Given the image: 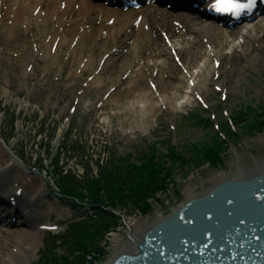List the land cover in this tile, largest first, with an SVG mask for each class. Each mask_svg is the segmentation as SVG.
Listing matches in <instances>:
<instances>
[{
    "label": "rangeland",
    "instance_id": "374dc122",
    "mask_svg": "<svg viewBox=\"0 0 264 264\" xmlns=\"http://www.w3.org/2000/svg\"><path fill=\"white\" fill-rule=\"evenodd\" d=\"M2 13H0V103L3 112L0 115V144L2 141L6 142L23 161H18L19 166L13 169H8L7 165L5 174L1 173L0 185H3L2 188H11L14 179L19 178L28 182L30 177L37 174L43 178L44 181H40L39 194L43 196L47 192L43 186L44 182L47 183L50 192L49 197H42L43 213L46 212L44 215L47 217L50 208L56 213L50 223H54L58 218L64 219L63 222H59L61 228H56L57 231L53 233H60L58 231L62 229L59 235H64L66 231L64 233L63 231L68 224L82 215L92 213L88 208L79 205L71 207L72 200L69 198L62 197L61 202L57 200L56 187L53 186V181H49V176L58 168L54 165L55 162L59 165L66 162L67 167L80 173H83V164L89 165L97 172L98 165L106 160L107 155L116 157L118 155L125 160L136 162L153 142L166 139H171L181 151L188 154L191 143H201L212 136L211 129L207 130L204 124H198L194 119L184 120L190 113L212 117L215 124L217 122L221 124L229 114L233 115L243 104L253 105L255 109L264 105V63L257 59L260 54L258 53V56L257 51L252 48L255 44L253 36L250 38L245 36L244 44L237 39L239 44L232 41L228 46L218 44L197 51L208 57L209 53L216 50L226 57L227 63L229 61L227 56H232V46L241 45L242 47H237V53H250L249 55H254L251 58L253 61L245 65L244 61L235 58L238 65L232 74L229 73L231 65L228 67L221 64L216 69L218 72L215 68L212 71L213 57H209L206 63L208 68L202 62L201 67H193L194 76L186 77L185 70L191 69L189 58L187 61L180 59L185 70L182 68L174 76L166 74L164 78V83L170 80L174 85L171 91L180 94L178 106H169L164 99L163 104L158 102L153 111L142 116L140 113L137 114L136 107L132 105L131 96L123 93L117 95L121 84L116 85L111 81L115 80L114 77L117 75L125 78L134 70L141 73L143 70L141 67L145 63L152 66L156 61L153 60L155 57L142 59L140 63H134L135 66H132L129 64V46L124 47L120 54L117 50H112V46H104L99 50L97 49L99 45L95 44L101 45L102 38L97 37L92 44L90 43L91 45L87 46V42L83 47L78 42L81 28L72 35L66 31L68 36L65 35L61 40V36L54 38L55 29H58L54 21L46 28L29 22L13 28L15 22L12 14L4 18ZM263 18L264 16L253 23L260 22L264 26ZM187 32L189 36L197 34L194 30ZM257 36L264 37V27ZM157 41L160 42L157 45L159 49H163L157 60L171 62L173 57L169 50L162 46L160 40ZM180 44L188 45L183 41ZM95 47L96 50L93 52ZM114 47L116 48V45ZM79 52L81 59L77 58ZM91 54L96 57V61L93 65H86ZM168 55L170 59H167ZM124 66H127L126 73L123 71ZM217 74L219 77H216ZM97 75L101 78L98 83ZM211 78L214 80L210 84L203 83V80L211 81ZM190 80L194 86L189 84ZM219 80H224L228 84L225 100L222 99L223 93L214 89L215 83H220ZM203 87L209 89L208 97L204 98L206 107L193 95L195 91L200 93ZM13 119H16L14 127L10 122ZM67 119L70 121L63 130L62 126ZM238 128L235 127L240 133L239 144L231 145L230 151L222 153L223 163L217 165L206 163L191 169L187 164L173 163L172 158H167L165 165L172 170L173 178V181L169 182V190L164 194L159 193V201H153L151 211L145 215L130 213L131 207L117 210L115 214L119 216L114 217L118 221V226L114 225L115 228L109 233L104 249L92 264L109 263L120 248L129 243L132 245L129 234L131 230L141 232L143 225L171 215L190 195L206 192L222 175H243L256 166L264 167V161H260L264 158V130L248 133ZM56 129L57 136L55 140H51ZM12 135L15 136L11 138ZM66 136L70 138V145L66 142ZM73 141H79L78 145H71ZM80 144L83 146L82 149H78ZM164 145L162 144L163 149ZM72 147H75V150L68 151ZM0 149L2 150L1 147ZM48 151L52 152L51 159H47ZM58 152L62 153L58 155ZM71 156L73 157L70 159ZM34 165L45 170L30 171ZM35 190L36 185H30L29 189L25 190L24 195L29 203H32ZM17 227L21 226L7 228L4 236L0 233V240L3 243L8 242L11 246L15 244L21 236L17 234L15 236L10 231ZM49 232L44 229L38 230L36 241L28 247L25 246V253H20L17 249L8 250L7 246L1 247L0 264L37 263L46 248ZM51 244L53 243L50 242L49 245ZM58 251L66 253L68 248L59 245Z\"/></svg>",
    "mask_w": 264,
    "mask_h": 264
},
{
    "label": "bare ground",
    "instance_id": "6f19581e",
    "mask_svg": "<svg viewBox=\"0 0 264 264\" xmlns=\"http://www.w3.org/2000/svg\"><path fill=\"white\" fill-rule=\"evenodd\" d=\"M188 1L190 0H175L177 4ZM0 5L2 7L0 13L3 12L2 14L4 18L12 14L15 22L12 25L13 28H17L25 22L34 25L38 24L40 28H46L54 21L58 26V29H55L54 38L61 36L62 40L65 35L68 36L66 31L72 35L78 28H81L82 31L78 34V42L80 45H83V47L87 42V46L91 45L97 37H100V39L102 38L101 45L98 43L95 44L99 45V48H97L99 50L104 48V46L110 47L111 45H116V48L119 49L121 46H124V44L129 46V64L132 66H135L137 62L140 63V60L142 59L155 57L153 60L156 61L152 66L145 63L141 67L143 69L141 73L134 70L131 71L126 78L117 75L114 77L115 80L111 81V79H109L112 83H116V85L119 83L121 84V88L117 90V95L120 96L123 93V95L131 96L132 105L136 107L137 114L140 113L142 116L153 111L155 105L158 102L163 103L164 99L169 106H176L178 104L177 101H180V94L174 93L173 90L171 91V87L174 85H172L170 80L164 83L166 74L174 76L180 72L179 65L174 60L171 62H165L164 60L159 62L157 60L158 57H160L161 52H163V49H159V46H157L160 43L157 40L163 42V39L167 38L169 44H164L163 46H169L170 52L172 48H175V54L181 55V58L184 60L189 58L188 62L191 69L185 71L186 74L184 76L186 77L194 76L193 67H201L200 65L202 62H204L205 66L208 68L209 66L206 63L209 57L218 56V59H220V61H218L219 66H221V64L228 67L231 65L229 72L231 74L233 73L235 66L238 65V61H236L235 58L244 61L245 65L253 61L251 58L254 55H249L250 53L238 54V51H236L238 50L237 47L242 46L237 45V47H234L235 44L231 48L232 56H227L229 59L227 63L225 61L226 57L216 52V50L210 53L208 57H204L197 52L204 47L206 49V46H218V44L228 46L231 45L230 43L232 41H236V44H239L237 39H239L240 43L244 44L245 36L247 38L253 36L255 44L252 45V48L257 51L258 56L260 54L258 58L255 57L260 62L264 63V37L257 36V33L262 31L264 27L260 22L242 24L238 27L234 25L233 27H229L205 20L202 16L192 12L184 11L174 13L168 9L160 8L155 5L144 6L140 11H123L116 7H109L103 2H96L94 0H0ZM137 16H139L140 19H137ZM188 30H194L197 34L189 36V34H187ZM206 34H208V36ZM95 35L97 36L93 39ZM205 36H207V38L204 39L203 37ZM64 41H66V38ZM182 41L188 45H181L180 43ZM77 46H79V44H77ZM108 49L109 48H107V50ZM95 50L96 47L93 49V52ZM166 57L167 59H170L169 55ZM77 58L81 59L80 52L78 53ZM95 58L96 57L91 54L86 65H93L96 61ZM129 64L127 65L128 68H130ZM127 66H124V73H126L125 69ZM103 68L104 67L101 69ZM86 70L87 69H85V71ZM213 70L214 67L212 66V71ZM96 80L98 83L101 78L97 75ZM210 80L211 81L203 80V83L210 84L214 78H211ZM199 82L201 83L202 81ZM219 82L221 84H217L218 82L215 84L221 86V88L227 92L228 84L225 83L224 80H219ZM200 91V94L204 98L208 97L209 89L207 87H203ZM4 145L5 144L1 143L2 150L0 149V167L5 168L8 163L16 165V159L12 155L13 153ZM260 161H264V158ZM258 168L259 167L256 166L249 169L243 175H222L209 190L204 193H194L190 195L177 210L188 206L192 202L206 200L209 195L219 196V194L217 195L215 193V190L219 187L237 188V191H241L243 186L248 189L249 184H251L252 188L260 186L264 187V167L262 166L259 169ZM40 181V176L36 175L30 179V182L23 183V185L25 189H29L30 185L35 186ZM44 185L47 187L46 184ZM47 195L48 192L43 194V196ZM15 199H18L20 201L19 203H21V201L28 202L26 196H21L20 198V196L16 194ZM40 200V196H36L33 199L32 205H28L32 206L31 208H33V210L40 212V207H38ZM28 205L23 203V207H28ZM173 215L174 213L153 221L150 224L143 225L140 229L142 230L141 232H134L131 230V232H129L131 236L130 241L132 242L133 240L135 244L129 245V243L125 247L120 248L119 251L111 257L107 264H151V262H148L151 260L148 259V257L152 256V254L148 252L149 238L151 234L154 233V229L163 230L162 228L168 221L172 220ZM11 218L12 216L8 221H12ZM21 220L22 223L18 224V226L21 225V227H17V229L10 231L11 234H14L15 236L17 234L21 236V238L16 240L15 244L12 246L8 244V242L3 243L0 240V248L7 246L8 250L17 249L20 253H25V246L28 247L36 241V236H38L36 228H39V225L42 223V218H38V220L29 219L25 222H23V218L20 219L19 222H21ZM6 225L9 226V223L4 222L0 225V233L3 236L7 233L6 231H8L6 228H9Z\"/></svg>",
    "mask_w": 264,
    "mask_h": 264
},
{
    "label": "trees",
    "instance_id": "16d2710c",
    "mask_svg": "<svg viewBox=\"0 0 264 264\" xmlns=\"http://www.w3.org/2000/svg\"><path fill=\"white\" fill-rule=\"evenodd\" d=\"M236 118L248 132L264 129V115L252 107H242ZM224 129L227 135L234 136L227 123ZM211 133V139L203 144L193 143L188 154L174 146L169 148L173 161L179 160L195 167L206 163H223L222 153L226 151V142L216 132ZM157 152L153 148L143 153L138 162L113 157L109 172L102 171L100 176L87 174L81 186L77 185V178L69 174L63 176L61 187L78 201L88 200L91 205L110 209L131 207L145 213L151 209L153 201H159L160 194L169 190V182L173 181L172 170L165 165L166 157ZM98 213L101 215L99 219L80 224L69 234L66 240L70 249L68 256L53 255L52 261L46 259L43 264H86L87 257L95 258L102 250V241L110 226L115 223L112 213L102 214L101 210Z\"/></svg>",
    "mask_w": 264,
    "mask_h": 264
},
{
    "label": "snow or ice",
    "instance_id": "6c2138e0",
    "mask_svg": "<svg viewBox=\"0 0 264 264\" xmlns=\"http://www.w3.org/2000/svg\"><path fill=\"white\" fill-rule=\"evenodd\" d=\"M252 0H212L209 5L217 12L238 13L242 9L251 6Z\"/></svg>",
    "mask_w": 264,
    "mask_h": 264
},
{
    "label": "water",
    "instance_id": "95a60500",
    "mask_svg": "<svg viewBox=\"0 0 264 264\" xmlns=\"http://www.w3.org/2000/svg\"><path fill=\"white\" fill-rule=\"evenodd\" d=\"M234 196H236V195H234ZM227 197L230 198L231 196H230V195H227ZM263 226H264V225H263Z\"/></svg>",
    "mask_w": 264,
    "mask_h": 264
}]
</instances>
